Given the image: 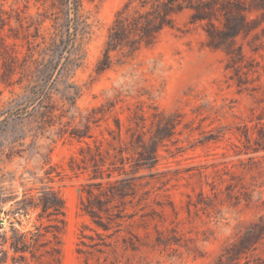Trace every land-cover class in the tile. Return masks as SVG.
Returning a JSON list of instances; mask_svg holds the SVG:
<instances>
[{
  "label": "rangeland",
  "instance_id": "1",
  "mask_svg": "<svg viewBox=\"0 0 264 264\" xmlns=\"http://www.w3.org/2000/svg\"><path fill=\"white\" fill-rule=\"evenodd\" d=\"M159 1L0 0V264H264V0H177L108 54Z\"/></svg>",
  "mask_w": 264,
  "mask_h": 264
},
{
  "label": "trees",
  "instance_id": "2",
  "mask_svg": "<svg viewBox=\"0 0 264 264\" xmlns=\"http://www.w3.org/2000/svg\"><path fill=\"white\" fill-rule=\"evenodd\" d=\"M177 0L159 1L152 6V11L143 16V20L133 18L132 20L123 19L119 14L111 28L109 34V41L107 42V52L115 50L118 47L128 46L129 49H133L139 43L150 44L159 34V32L166 26L170 25V16L174 12ZM133 33L136 38L131 39L129 34ZM20 209L22 212L27 213L31 208H41L42 212L39 214L40 218L52 217L55 221L60 216L64 215L63 201L55 194H43L36 201L33 198L24 199L21 202ZM43 225L36 226V231L30 232L28 237L25 233H18L13 230V237L11 238L10 246L15 253H23L29 249H38L40 244V238L45 233H52L56 235L59 232V227L56 224H51L44 227L45 232L42 229ZM47 228H50L48 230ZM52 229V230H51ZM8 240L5 241L7 243ZM0 243V247H1Z\"/></svg>",
  "mask_w": 264,
  "mask_h": 264
}]
</instances>
